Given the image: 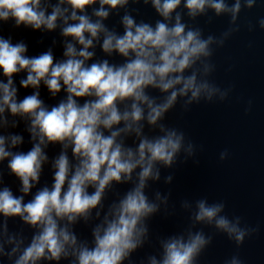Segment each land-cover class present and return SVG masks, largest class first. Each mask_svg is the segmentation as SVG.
<instances>
[{
    "label": "clouds",
    "instance_id": "obj_1",
    "mask_svg": "<svg viewBox=\"0 0 264 264\" xmlns=\"http://www.w3.org/2000/svg\"><path fill=\"white\" fill-rule=\"evenodd\" d=\"M256 2L0 0V22L40 32L38 44L50 33L60 38L30 55L24 40L0 35V165L6 162L7 175L19 182L14 192L0 167V264H135L133 254L146 245L156 251L140 264H199L216 233L239 249L258 231L242 226L241 216L229 218L223 201L206 197L180 201L188 219L180 231L154 236L150 227L157 215L177 214L171 191L152 185L171 184L173 174L162 172L198 151L167 116L178 104L187 112L229 98L233 86L214 82L212 58ZM130 4L150 6L158 19L137 20ZM210 12L229 18L219 35H205L196 23L200 17L211 23ZM113 15L118 26L107 23ZM257 23L264 29V18ZM246 26L255 30L250 21ZM42 88L55 103L42 97ZM21 125L22 132L14 131ZM52 148L59 151L50 156ZM228 155L225 149L220 160ZM46 168L51 182L41 183ZM17 219L22 227L10 230ZM80 224L90 238L77 233ZM224 264L244 262L237 253Z\"/></svg>",
    "mask_w": 264,
    "mask_h": 264
},
{
    "label": "water",
    "instance_id": "obj_2",
    "mask_svg": "<svg viewBox=\"0 0 264 264\" xmlns=\"http://www.w3.org/2000/svg\"><path fill=\"white\" fill-rule=\"evenodd\" d=\"M232 2L233 0H228V3ZM129 8L139 10V14L133 12L137 20L154 22L158 19L150 6L130 4ZM209 16L213 14L210 12ZM260 18H264V0H257L253 9L241 12V30L226 41L224 47L217 49L212 58L216 64V71L212 76L214 82L221 87L233 86L229 98L224 102L194 104L187 112L178 104L166 120L169 125L181 128L198 146V151L187 163L162 172V176L170 172L173 174L171 184H164L161 180L152 185V190L162 193L171 191L170 204H174L177 211L175 216L165 218L160 214L151 220L150 227L154 236H166L180 231L188 224L187 213L180 209V201H195L204 197L209 203L223 201L226 205L225 214L229 218L241 216L242 226L247 224L258 228L239 249L225 235L216 233L199 264H224L225 260L237 253L244 264H264V29L257 23ZM185 20H188L186 16ZM228 20L227 16H213L211 23H208L207 17H200L196 23L204 29L205 35H219L228 27ZM118 21L119 17L113 15L107 23L109 26H118ZM249 21L255 25L252 32L246 26ZM0 35H11L14 43L24 40L28 44L30 55L46 50L53 37L60 39L58 33H50L44 37L43 44H38L40 32L23 27L14 28L11 21L0 22ZM61 53L62 46L57 45L56 56L60 57ZM97 54L102 55L99 49ZM16 81L19 86V76ZM20 94L23 96L26 90L21 89ZM41 95L48 103H55L49 100L45 88L41 89ZM249 100L252 101L251 111L246 114ZM14 131L22 132L23 125ZM24 135L27 140V134ZM201 145L202 151L199 150ZM29 147L25 143L23 150L26 151ZM225 149L229 155L221 161L220 153ZM58 151V148H52L49 155H55ZM0 167L5 172V183L15 192L19 182L15 177L7 175L6 162ZM45 181L51 182L47 168L41 183ZM126 187L122 186L120 190L123 191ZM9 227L10 230H18L22 225L17 219L9 221ZM197 227H203L209 234L215 231L208 226ZM76 231L82 237L90 238L87 226L77 225ZM25 235H31L26 228ZM155 251L156 248L146 245L134 253L132 259L135 264H140V261ZM3 264L8 262L5 260Z\"/></svg>",
    "mask_w": 264,
    "mask_h": 264
}]
</instances>
